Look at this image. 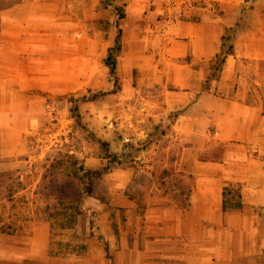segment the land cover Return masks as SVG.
Masks as SVG:
<instances>
[{
    "label": "crops",
    "instance_id": "crops-1",
    "mask_svg": "<svg viewBox=\"0 0 264 264\" xmlns=\"http://www.w3.org/2000/svg\"><path fill=\"white\" fill-rule=\"evenodd\" d=\"M5 1L8 4L0 7V43L8 38L18 46L26 43L31 30L41 28L45 10L56 13L55 28L63 31L64 11L77 14L82 7L95 12L99 0ZM122 1V33L128 34L132 21L145 35L131 42L152 46L150 56L162 65L149 72L160 84L125 87L122 97L131 99L137 93V100L127 103L144 113L137 125L149 122L158 129L171 123L173 131L164 129L160 138L173 146L177 139L184 143L175 163L160 167L155 158L141 165L121 163L98 179L102 185L108 183L109 197H99L95 185L83 199L86 212L77 215L84 224L77 233L86 237L84 255L63 264H264V0L251 2L248 26L239 32L235 50L212 81L210 65L221 52L225 29L235 24L247 0H189L182 17H173L165 0ZM11 55V60H18L20 53L11 50ZM8 90L0 84L2 156L11 155L6 152L11 124L5 116ZM138 128L139 138L149 135ZM209 139L224 146L219 158L203 152L207 145L203 148L200 142ZM199 150L204 157L198 156ZM140 172L153 181H138ZM173 175L194 181L186 190L185 180H164ZM159 176L165 178L157 183ZM229 185L240 188V208L223 207ZM40 222L43 232L37 236L43 238L23 254L20 247L15 260L50 261L51 223L41 220L37 225ZM37 251L39 256L32 255Z\"/></svg>",
    "mask_w": 264,
    "mask_h": 264
},
{
    "label": "rangeland",
    "instance_id": "rangeland-1",
    "mask_svg": "<svg viewBox=\"0 0 264 264\" xmlns=\"http://www.w3.org/2000/svg\"><path fill=\"white\" fill-rule=\"evenodd\" d=\"M165 1L173 17H182L189 6V0ZM7 4L5 0L0 1V7ZM55 14L45 10L41 28L31 30L26 43L13 46L8 38L0 43L3 56L0 60V84L9 88L5 116L11 120L7 129L9 147H6V152L11 155L0 154V264L76 261L84 255L87 243L86 237L77 233V228L84 223L73 211L75 203L71 205L69 196L78 186L83 187L78 178L81 167L93 169L109 164L113 169L121 163H148L144 160L151 161V158H155L161 167L165 163H175L177 149L184 143L177 139L173 146L169 139L160 138L164 129L173 131L171 123H165L158 129L149 122L137 125V120L143 118L144 113L136 106L129 108L127 104L130 100L133 103L137 100V93L131 99H124L120 91L78 101V119L73 111V98L117 87L106 64L109 54L110 62L116 63L122 89L153 82L160 84L157 77L153 79L149 72L151 68L155 69L153 66L161 68L162 65L150 56L152 46L131 42L145 35L141 29L131 25L132 21H128V34L122 33L121 45L117 46L118 30L114 24L113 6L104 10L99 0L95 12L82 7L77 14L64 11L63 31L55 28ZM162 16L165 15L161 13ZM11 50L20 53L18 60H11ZM215 65L216 61L210 65V81L219 77L221 71H214ZM138 127L146 129L149 135L139 138L142 133ZM126 137L130 139L124 141ZM98 138L110 142L111 152L118 155L117 161L111 163L107 160ZM200 143L203 148L207 145L205 150L200 149L208 152L207 157L215 158L217 154L219 158L224 149L223 145L210 139ZM144 149H147L146 153ZM200 150L197 154L202 158L205 153ZM161 176L167 177L164 172ZM161 176L154 181H163L165 177ZM137 180L148 184L153 181L143 172L138 173ZM164 180L176 184L185 180L187 190L194 178L188 181L173 175ZM102 182L95 181V193L106 200L109 197L108 183L102 185ZM59 191L66 193L60 197L62 199L58 198ZM41 220L51 223L48 231L50 261L41 262L34 258L15 260L14 254L20 255L17 253L20 247L22 249L18 252L23 254L25 249L29 250L35 241L43 238L37 236L43 232L41 222L40 226L37 225ZM32 255L39 256L40 252Z\"/></svg>",
    "mask_w": 264,
    "mask_h": 264
},
{
    "label": "trees",
    "instance_id": "trees-1",
    "mask_svg": "<svg viewBox=\"0 0 264 264\" xmlns=\"http://www.w3.org/2000/svg\"><path fill=\"white\" fill-rule=\"evenodd\" d=\"M101 3L104 6V8H107L108 6L114 7V15H113L115 16L114 24L118 30L116 44L117 46H120L121 45L120 37L122 36V25L120 21L126 16V10H125L126 3L122 0H101ZM247 3L246 6L243 7L235 24L225 29L222 38V49L215 59L217 65L213 66L214 71L222 69L226 61V57L229 54L233 53V51L235 50V41L239 32L241 31V29L246 28L248 26V20H249L248 9L251 4H247ZM110 57L111 55L109 54L106 64L110 67V77L114 81V84L117 85V87L111 90H100L96 92H91L89 95H82L77 99L73 98L74 99L73 111H75V115L76 117H78V119L80 117V114L78 112L79 111L78 101H88L101 97L105 94L118 93L121 91L122 89L120 83L121 77L117 74L116 63L110 62ZM98 141L101 143L102 149L105 151L106 158L108 161H111L112 163V161H117L119 159L117 154L110 151L109 141L103 140L101 138H98ZM110 170H111V165L109 164L105 165L102 168H97V169H84L83 167H81V173L78 176V178L80 184H82L83 187H81V185L80 187L78 186L75 189V192H73L71 196H69L70 199H72L71 205L75 203L74 206H72L74 212L76 213L86 212V210L83 209L81 206L83 199L93 193L95 181L102 178L103 175L109 172ZM59 193H60L58 196L59 199H62L60 197H63L66 194L63 191H59ZM223 196H224L223 207L225 210H232L241 207L242 201H241V191L239 187L230 186V185L225 186ZM96 227H97V222L95 220V211H91L92 234H95ZM105 248L108 251L106 244H105Z\"/></svg>",
    "mask_w": 264,
    "mask_h": 264
}]
</instances>
